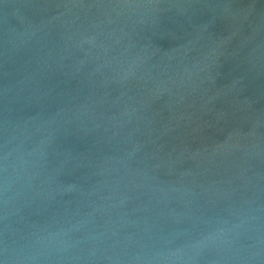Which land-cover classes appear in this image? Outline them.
Wrapping results in <instances>:
<instances>
[{
    "label": "water",
    "instance_id": "1",
    "mask_svg": "<svg viewBox=\"0 0 264 264\" xmlns=\"http://www.w3.org/2000/svg\"><path fill=\"white\" fill-rule=\"evenodd\" d=\"M0 264H264V0H0Z\"/></svg>",
    "mask_w": 264,
    "mask_h": 264
}]
</instances>
